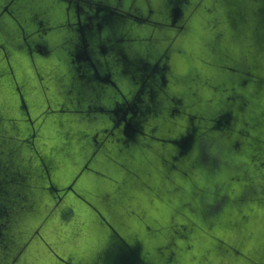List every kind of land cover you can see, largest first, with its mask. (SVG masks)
I'll return each mask as SVG.
<instances>
[{
  "label": "water",
  "instance_id": "95a60500",
  "mask_svg": "<svg viewBox=\"0 0 264 264\" xmlns=\"http://www.w3.org/2000/svg\"><path fill=\"white\" fill-rule=\"evenodd\" d=\"M0 264H264V0H0Z\"/></svg>",
  "mask_w": 264,
  "mask_h": 264
}]
</instances>
